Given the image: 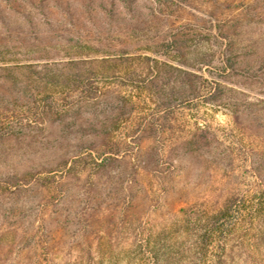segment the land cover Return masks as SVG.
<instances>
[{
    "label": "rangeland",
    "instance_id": "obj_1",
    "mask_svg": "<svg viewBox=\"0 0 264 264\" xmlns=\"http://www.w3.org/2000/svg\"><path fill=\"white\" fill-rule=\"evenodd\" d=\"M0 15L2 34L35 33L55 57L84 44L116 53L109 71L98 65L111 76L93 77L97 98L82 102L79 86L63 118L0 138V263L22 259L4 232L13 226L44 228L58 256L86 243L120 249L162 225L198 224L251 186L242 152L264 137V82L244 68L264 67V0H0ZM228 40L235 71L222 63ZM127 73L137 85H125Z\"/></svg>",
    "mask_w": 264,
    "mask_h": 264
},
{
    "label": "trees",
    "instance_id": "obj_2",
    "mask_svg": "<svg viewBox=\"0 0 264 264\" xmlns=\"http://www.w3.org/2000/svg\"><path fill=\"white\" fill-rule=\"evenodd\" d=\"M9 7L16 12L12 5ZM0 20L2 22L1 15ZM21 39L23 48H16V44L22 45ZM36 41L40 42L35 33L13 36L9 32H0V86L10 90V96L0 94V138L24 136L32 133L34 128L63 118L79 104V99H73L79 94V86L82 102L86 103L102 93L93 77L99 74L111 76L98 69L99 64L105 71L113 68L116 53L110 48H95L88 44L83 45L86 48H59V51L65 50L64 57H55L56 50L39 47L34 44ZM78 45L74 43V46ZM178 54L179 61L185 63L183 54ZM120 57L124 60L125 53L121 52ZM238 58L232 41H226L222 49L224 69L237 70ZM146 59L153 60L149 56ZM193 61L205 62L202 56L196 58L195 55ZM79 64L86 66L79 70ZM69 65V69L65 67ZM263 68L251 70L246 66L244 69L264 82ZM123 77L125 85H137L128 73ZM258 110L264 111V105ZM232 117V131L242 137L248 134L238 115ZM231 141L236 139L231 138ZM259 142V148H247L242 152L255 173L251 186L243 192L224 195L220 202L217 200L218 204L198 217V224L187 221L169 228L162 225L147 232L146 238H135L120 249L80 244L71 249L69 256H58L54 245H49L45 239L44 228L25 231L13 226L4 232L9 230L12 239L20 244V256H23L18 264H264V173L261 171L264 137L261 135ZM105 159L96 162L97 167L103 166ZM164 236L172 238L167 241Z\"/></svg>",
    "mask_w": 264,
    "mask_h": 264
}]
</instances>
